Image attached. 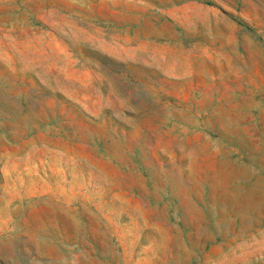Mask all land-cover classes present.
Wrapping results in <instances>:
<instances>
[{
  "label": "rangeland",
  "instance_id": "obj_1",
  "mask_svg": "<svg viewBox=\"0 0 264 264\" xmlns=\"http://www.w3.org/2000/svg\"><path fill=\"white\" fill-rule=\"evenodd\" d=\"M0 264H264V0H0Z\"/></svg>",
  "mask_w": 264,
  "mask_h": 264
}]
</instances>
